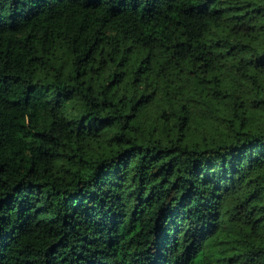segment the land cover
<instances>
[{"label":"trees","instance_id":"obj_1","mask_svg":"<svg viewBox=\"0 0 264 264\" xmlns=\"http://www.w3.org/2000/svg\"><path fill=\"white\" fill-rule=\"evenodd\" d=\"M0 264H264V0H0Z\"/></svg>","mask_w":264,"mask_h":264}]
</instances>
